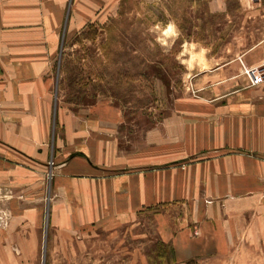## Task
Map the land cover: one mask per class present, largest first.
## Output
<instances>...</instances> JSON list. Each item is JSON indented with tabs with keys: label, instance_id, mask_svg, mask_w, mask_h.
<instances>
[{
	"label": "crops",
	"instance_id": "crops-1",
	"mask_svg": "<svg viewBox=\"0 0 264 264\" xmlns=\"http://www.w3.org/2000/svg\"><path fill=\"white\" fill-rule=\"evenodd\" d=\"M206 1L208 12L229 21L242 14L255 34L246 36L250 47L199 70L197 95L174 101L160 130L124 148L115 108L75 112L54 101L64 30L104 19L108 0H0V188L33 189L35 197L9 201L18 218L39 220L46 172L49 214L62 210L72 227L182 205L188 222L160 232L178 262L227 251L247 222L264 244V81L250 85L240 64L264 61V0Z\"/></svg>",
	"mask_w": 264,
	"mask_h": 264
},
{
	"label": "rangeland",
	"instance_id": "rangeland-1",
	"mask_svg": "<svg viewBox=\"0 0 264 264\" xmlns=\"http://www.w3.org/2000/svg\"><path fill=\"white\" fill-rule=\"evenodd\" d=\"M206 5V0H108L104 19L64 30L53 64L54 101L75 112L96 105L115 108L123 147L140 145L150 130L167 122L174 101L197 95L199 70L250 47L246 36L255 34L242 14L229 21ZM242 72L246 78L243 67ZM52 177L43 174L37 222L18 218L9 205L14 196L34 200L33 189L0 188V264H264V244L254 236L258 229L252 222L241 239L228 242L227 251L174 260L160 232L163 225L177 229L188 222L182 205L147 207L117 225L72 227L62 210L56 218L49 214Z\"/></svg>",
	"mask_w": 264,
	"mask_h": 264
},
{
	"label": "built area",
	"instance_id": "built-area-1",
	"mask_svg": "<svg viewBox=\"0 0 264 264\" xmlns=\"http://www.w3.org/2000/svg\"><path fill=\"white\" fill-rule=\"evenodd\" d=\"M244 72L246 73L250 85H257L264 81V61L259 65H252L246 67L242 60H240Z\"/></svg>",
	"mask_w": 264,
	"mask_h": 264
}]
</instances>
